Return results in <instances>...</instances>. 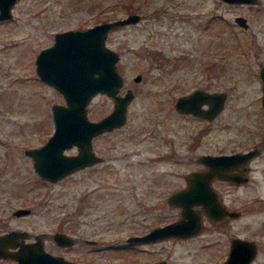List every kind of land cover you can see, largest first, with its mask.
<instances>
[{
  "label": "rangeland",
  "instance_id": "obj_1",
  "mask_svg": "<svg viewBox=\"0 0 264 264\" xmlns=\"http://www.w3.org/2000/svg\"><path fill=\"white\" fill-rule=\"evenodd\" d=\"M126 1L130 8L120 9ZM12 11L0 19V224L50 232L63 223L77 238L121 243L128 234L178 216L166 196L185 186L184 173L202 167L197 153L258 146L247 162V181L211 183L238 216L213 223L203 214L195 236L150 242L146 250L103 247L83 258L90 264L157 258L167 264H219L235 235L255 242L248 264H264V106L257 73L264 63V0H18ZM134 11L138 20L106 36L119 55L117 68L125 79L120 90H134L126 122L93 138L102 159L56 181L44 179L24 151L48 138L54 128L50 106L64 99L38 78L35 55L54 41L56 31ZM240 14L245 26L233 20ZM195 87L224 91L213 118L173 107L177 95ZM102 93L89 101L93 119L112 107L111 97ZM31 204L28 216L10 211Z\"/></svg>",
  "mask_w": 264,
  "mask_h": 264
},
{
  "label": "water",
  "instance_id": "obj_2",
  "mask_svg": "<svg viewBox=\"0 0 264 264\" xmlns=\"http://www.w3.org/2000/svg\"><path fill=\"white\" fill-rule=\"evenodd\" d=\"M225 2L251 3L257 0H224ZM18 0H0V19H8L13 11V4ZM141 15L139 12H128L124 17H114L96 21L90 26L82 28H64L54 32L53 42L42 46L35 55V72L40 81L49 83L62 93L64 102L54 101L51 109V120L54 125L52 132L42 144L27 147L25 153L32 157V166L35 172L44 179L58 180L71 171L87 167L93 162L102 159L96 154L92 140L101 132L112 128H119L126 121L127 105L133 97L134 90L130 87L122 92L120 88L125 79L117 68L118 52L106 43L109 30L125 23H134ZM233 20L245 26L247 23L243 15H234ZM259 74L260 104L264 106V63L257 69ZM135 79H140L137 73ZM111 97L112 107L107 114L93 119L89 117L88 104L96 93ZM224 91H207L193 88L189 92H182L173 100V107L177 112H187L200 117L213 118V115L222 108ZM205 102L206 106H202ZM76 147V151L65 152L68 147ZM259 147L249 146L245 150L237 149L225 153L204 152L197 153L195 160L203 165L202 169H195L184 173L185 186L176 188L167 196L172 205H179V216L164 224H156L144 233H135L127 236L130 243L145 241L154 242L168 237L195 236L203 226L201 215L217 222L228 216H237L239 211L226 208L218 201L217 192L212 188L213 179L231 180L237 184L247 181L244 172L247 162L254 156ZM18 213L28 212L25 208H18ZM63 232L55 233L60 238ZM66 239L69 238L67 235ZM69 239H72L70 237ZM95 239H88L93 243ZM228 254L220 264H248L255 255V242L242 237L231 236L229 239ZM19 255L18 264H37L29 255L36 252L32 249ZM29 251V252H28ZM34 251V252H33ZM24 256H28L26 259ZM47 257L38 260V264H49ZM68 263V261H67ZM70 264H77L72 261ZM146 264H165V260H157Z\"/></svg>",
  "mask_w": 264,
  "mask_h": 264
},
{
  "label": "flooded vegetation",
  "instance_id": "obj_3",
  "mask_svg": "<svg viewBox=\"0 0 264 264\" xmlns=\"http://www.w3.org/2000/svg\"><path fill=\"white\" fill-rule=\"evenodd\" d=\"M92 144H93V142H92ZM89 166H91V164H89ZM89 166H87V167L84 166L83 168H88ZM201 166L202 167L199 169L203 168L202 164H201ZM195 169H198V168H194L193 170H195ZM247 170H248V168H247ZM244 175H245V172H244ZM216 179H220V180L226 181V182L228 181L229 183H232L233 185L235 184L229 179H227V180H224L221 178H216ZM216 179H213L212 182ZM180 188H182V187H180ZM216 192L218 194V191H216ZM217 194H216V197H217L218 201H220L224 207L232 208L229 205L228 206L224 205L225 203L218 197ZM166 203H169L167 200V196H166ZM169 204L173 207H178L177 209H178V213H179V205H176V204L172 205L171 203H169ZM2 207L0 206V208L3 210L4 208H2ZM22 207L27 209L28 212L18 213L17 209L22 208ZM32 207H34L32 204L28 205V206L17 205L16 207L12 206L10 211H12L13 215H15V216H24L25 217V216H28V214H30L31 212H33ZM233 210H237V209H233ZM179 214H178V216H179ZM178 216H176V217H178ZM202 216L203 215H201V218H202ZM228 217H234V216H228ZM228 217H226V218L228 219ZM226 218H224V219H226ZM174 219H176V218H174ZM174 219L171 218L169 220H174ZM169 220H167V221H169ZM164 223L158 222V223H155L154 225H156V224L162 225ZM154 225H153V227H154ZM31 226L30 225L27 226V225L19 224V223L15 224V226H14V225H10L9 222L5 223L4 225L0 224V264H18L17 263L18 262L17 257L19 255H23V254L27 253V251H26L27 246L29 247V251H32V249H36V251H41L40 253H36L33 251L34 253L29 255L30 259H32V260L35 259L34 263H37V264H38L37 261L41 260V258H43V257H47L50 259L49 264H70L72 261H74L77 264H90L89 260H86L83 258V257H86L87 251L89 253H93V251H97L99 249L101 250L103 247L104 248L109 247L112 249L120 248L121 250H125V249L135 250V248H140L142 250H146L147 247L146 248L144 247L145 244H148L151 242V241H145V243H141V242L130 243V241L127 240V236L130 235V234H128L125 236L126 238L121 243L120 242H114V243H111L110 245L109 244L102 245L101 244L102 240H99V239H96L93 237L88 238L86 236H82V237L77 238L76 235L69 233V231L63 225V223L59 225L60 227L58 226L57 228H55V230L50 231V232H46V231L35 232V231L28 229ZM60 231L63 232V235H67V236H69V238L72 237V239H69V238L66 239V236H63V235H61L60 238L56 239L55 233H58ZM134 234H131V235H134ZM190 236H193V235H190ZM190 236H187V237H190ZM169 238L177 239V238H182V237L171 236V237H168L166 239H169ZM88 239H92V240L95 239V241H93V243H90V242H88ZM166 239H158L156 241H159V240L164 241ZM183 239H185V238H183ZM156 241L151 242V243H155ZM229 246H230V243H229ZM229 246L227 247L226 253L228 252ZM24 257L26 259H28V256L27 257L24 256ZM162 259L163 258H157L156 260H150L146 263H149L151 261L155 262L157 260H162ZM67 261H68V263H67ZM91 261H93V260H91ZM139 264H142V263H139ZM165 264H167V260H165Z\"/></svg>",
  "mask_w": 264,
  "mask_h": 264
},
{
  "label": "trees",
  "instance_id": "obj_4",
  "mask_svg": "<svg viewBox=\"0 0 264 264\" xmlns=\"http://www.w3.org/2000/svg\"><path fill=\"white\" fill-rule=\"evenodd\" d=\"M130 8V6L128 5V2H123V6L120 9H127Z\"/></svg>",
  "mask_w": 264,
  "mask_h": 264
}]
</instances>
